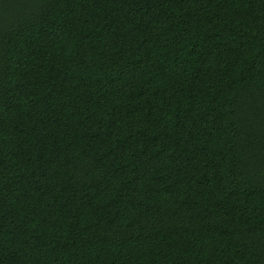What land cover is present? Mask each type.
I'll list each match as a JSON object with an SVG mask.
<instances>
[{"label":"trees","instance_id":"obj_1","mask_svg":"<svg viewBox=\"0 0 264 264\" xmlns=\"http://www.w3.org/2000/svg\"><path fill=\"white\" fill-rule=\"evenodd\" d=\"M0 264H264V0H0Z\"/></svg>","mask_w":264,"mask_h":264}]
</instances>
